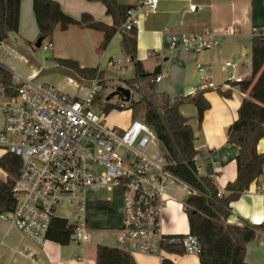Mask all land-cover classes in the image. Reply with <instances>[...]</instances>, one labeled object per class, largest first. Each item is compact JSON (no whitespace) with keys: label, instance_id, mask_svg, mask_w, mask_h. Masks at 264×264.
<instances>
[{"label":"built area","instance_id":"1","mask_svg":"<svg viewBox=\"0 0 264 264\" xmlns=\"http://www.w3.org/2000/svg\"><path fill=\"white\" fill-rule=\"evenodd\" d=\"M157 5L158 0L140 1L128 9L123 27L137 28L145 14L144 7L151 12ZM198 9L195 3L188 2V11ZM236 29L229 25L219 34L210 28L194 34L173 33L169 36V45L171 49L186 46L197 51L214 50L222 36L234 34ZM51 46L45 41L40 47L50 50ZM222 63L224 68L231 69L226 74L225 86L243 80L233 71L235 62L224 60ZM130 64L129 55L108 61L115 72ZM195 68L199 85L186 94L215 88L211 66L196 62ZM160 77L157 74L155 81ZM11 80L17 85L14 96L6 94L0 84V148L5 154L18 156L21 165L11 186L15 206L0 214L24 237L41 247L57 206L66 203L76 206L79 212L72 226L71 240L80 244L89 242L92 228L84 212L88 192L93 187L117 188L122 194V209L113 242L115 247L129 254L163 257L167 252L165 242L175 240L182 244L184 253L200 252L195 235L190 232L169 235L162 229L163 208L172 198L168 185L180 180L170 171L174 160L168 158L166 151L164 154L157 151L160 142L155 131L138 117L121 128L105 123V104L130 109L129 100L122 94L112 103L106 96L100 95L97 99L95 93L102 87L96 79L82 97L69 95L55 85L22 73H12ZM130 93L133 96L131 89ZM6 180L4 177L3 181ZM250 185L243 192L258 193L264 200V164ZM181 205L183 208V202ZM18 253L26 254L22 250Z\"/></svg>","mask_w":264,"mask_h":264},{"label":"crops","instance_id":"2","mask_svg":"<svg viewBox=\"0 0 264 264\" xmlns=\"http://www.w3.org/2000/svg\"><path fill=\"white\" fill-rule=\"evenodd\" d=\"M56 1L67 15L74 18L78 19L80 14L87 12L98 21L112 24L111 15L106 13L105 5L100 1ZM119 1L134 8L143 0ZM189 1L195 3L199 9L194 12L188 11ZM32 7L33 0L20 1L18 30L11 32L6 41L0 42V63L11 73H19V70H24V64H27L29 66L22 72L23 75L33 76L36 80L43 81L39 77V70H36L31 64L33 54H36L38 48H41L35 47L38 32ZM145 16L147 17L140 18L136 28L138 30L137 58L143 63L147 72L152 73L157 66L160 67L157 74L161 75V79L154 86L156 92L165 93L171 100L176 95H186L189 89H196L199 85L195 63L203 62L211 66L210 72L215 88H207L203 93L209 102V107L203 112L201 121L197 119V110L194 104H182L179 106V111L192 128L194 160L198 174L212 177L219 192H222L226 183L234 180L237 176L235 156L240 151V146L237 143L227 141V129L236 119L237 108L241 101L249 95L248 90L241 91L235 83L229 87L225 86L226 74L231 69L224 68L222 62L224 60L235 62L234 73L242 76L243 80L251 78L250 40L254 37L264 38V0H158L157 8L154 11L146 12ZM151 16L156 17V20L148 22L147 19ZM229 25L236 26V31L234 34L222 36L220 45L214 50L197 51L186 46L170 48L169 36L173 33L194 34L210 28L219 34L223 32L224 27ZM52 32L51 49L45 51L55 63L57 58L75 60L82 68H97L104 80L109 77L106 74V69H101L102 63L105 62L107 68L111 69L108 66V61L113 58V54L120 52L123 54L119 45L120 31L114 34L102 51L98 49L103 32L94 28L78 27L71 24L67 29L62 30L57 24ZM150 50L161 52L162 61L165 63L171 61L172 69L162 73L163 64H159L158 57L154 59L153 69L146 67L144 61ZM263 68L264 65L259 73ZM133 74L119 76L117 79L131 78ZM65 75L68 79L74 78L68 71H65ZM164 78H166L165 82H163ZM78 80L87 82L85 79ZM43 82L48 83L47 81ZM219 87L223 90L229 89L230 96L226 97L218 93L217 88ZM196 91L198 90H195L194 93ZM257 150L264 153V136L258 140ZM4 177L7 179V173L0 168V180L3 181ZM174 183L176 184V182H172L168 188V193L172 198L164 205L161 222L163 231L169 235L189 232L187 216L181 205L189 193L181 182L188 194L185 198H176V195L172 193ZM174 187L179 188L177 184ZM99 201H107L111 206V202L108 200ZM98 203L85 205L84 212L88 224L92 228L91 240L85 244L73 240H70L68 244H60L46 239L41 247L37 246L24 237L9 219L0 214V264H96L97 245L114 246L115 232L120 224V217L113 213L115 211L112 206V211L108 213L99 211ZM230 208L228 223L237 225L243 221H248L251 224L264 223V200L258 193L243 192L238 200L230 203ZM56 216L68 220V216L60 213H56ZM18 250H22L26 254H20ZM131 256L136 264H161L162 258L171 260L173 264H200L197 254L194 253L173 254L166 252L163 257L134 253ZM244 257L250 264H264V230H260L257 237L247 243Z\"/></svg>","mask_w":264,"mask_h":264},{"label":"trees","instance_id":"3","mask_svg":"<svg viewBox=\"0 0 264 264\" xmlns=\"http://www.w3.org/2000/svg\"><path fill=\"white\" fill-rule=\"evenodd\" d=\"M21 0H0V42L9 38L11 32H17L19 25V8ZM105 5L106 13L111 15L112 24L96 20L85 12L80 18L67 15L56 0H33V15L37 24L38 38L52 41L53 28L58 24L62 30L69 25L91 27L103 32L99 51L106 48L110 39L120 31V47L125 55L132 59L134 74L131 78H123L122 82L132 90L136 100L130 104L132 114L138 107L143 109V120L152 128L168 158L174 160L170 171L189 189L188 196L183 200V209L187 216L189 232L197 237L200 252L197 254L200 264H250L245 260L247 243L254 240L258 230H264V223L241 224L227 222L231 213L230 203L238 200L254 178L260 173L264 164V153L257 150L258 140L264 136V38L254 37L251 43V78L236 82L241 91L248 90V97L238 106L237 117L227 129V141L237 143L240 151L235 156L236 178L224 186L219 192L214 179L207 175H199L194 160L192 128L187 119L179 111V106L186 103L194 104L197 119L201 121L203 112L209 107L204 96L206 89L194 94L176 95L173 100L163 92H156L155 76L157 73L145 71L143 63L137 58V29H125L123 23L127 11L133 8L119 0H97ZM39 46V47H40ZM56 63L70 72L76 79H96L103 87L101 73L95 67L82 68L72 59L57 58ZM11 71L0 63V84L6 94L14 96L17 85L12 80ZM100 92L95 93L99 99ZM217 92L230 96L229 89L217 88ZM105 104L104 111L112 109ZM20 159L7 152L0 156V168L7 173L6 182L0 180V213L11 210L15 206V198L11 193L13 179L16 177ZM195 190V193L192 191ZM220 194V195H219ZM98 208L112 211L106 201H99ZM72 226L68 220L55 216L49 225L47 239L60 244H68L72 236ZM168 253H184L183 246L175 240L164 245ZM96 264H136L131 254L123 252L115 246L98 244L95 256ZM161 264H173L169 259L162 258Z\"/></svg>","mask_w":264,"mask_h":264},{"label":"rangeland","instance_id":"4","mask_svg":"<svg viewBox=\"0 0 264 264\" xmlns=\"http://www.w3.org/2000/svg\"><path fill=\"white\" fill-rule=\"evenodd\" d=\"M145 10V14L143 15V17H147L146 12H149L147 10V7H144ZM156 17L151 16L149 19H147L148 22H151L152 20H156ZM157 50H150V52H147L146 54V59H145V65L148 68H152V64L154 63V59H156L155 57H158V62L159 64L162 63L163 64V68L161 70V72L163 73L164 71H169L170 69H172V65H171V61L168 62H163L162 61V57L161 52L157 53ZM152 53V55H150ZM125 54H122L121 52L119 54H113V58L117 59V58H122L125 57ZM32 65H34L33 67L37 70H39L40 75L39 77L43 80V81H47L49 84L55 85L57 88L61 89L62 91H67V93L69 95H77L79 97L85 96L88 92V88L92 87L94 84L95 80H87V82H82L78 79L75 78H70L68 79V77H66L65 75V71L63 68H61L59 65H57L53 59L48 56V54L46 53L45 50L38 48V51L36 54H33V61L31 63ZM29 65L24 64V70L21 69L19 70V73H22L25 71V69H27ZM20 69V68H19ZM101 69H106V74L109 78H107L106 80H104V78H102V74L100 76V78L102 80H104L103 82V87L100 90V95L101 96H106L109 95V93H111L114 88L118 85H123L125 87H127L122 80H118L117 77L119 76H131L134 72V67L133 64L128 65L126 68H124L123 70H121L120 72L115 73L114 71H112L111 69L107 68V65L105 62L102 63L101 65ZM153 69V68H152ZM152 71V70H151ZM23 74V73H22ZM165 77V76H164ZM196 78L197 80L200 81V77H199V73L196 74ZM98 81V80H97ZM166 81V78H164L163 82ZM162 82V83H163ZM134 99L136 100V96L134 95ZM117 100H119L118 96H113L110 101L112 102H116ZM136 113L131 112L130 109H126V108H121V109H117V108H112L110 110H108L107 112H105L104 115V120L105 123L107 125L110 126H115L118 128L124 127L126 126L130 120L132 118H143V109L142 107H138L137 110L135 111ZM159 146L157 147V151L159 153L164 154L165 153V148L163 146V144L158 143ZM4 154V149L0 148V156ZM177 184V186L179 187L178 189H176L174 186L176 185L174 183L173 187V194L176 195V198H185L187 196V190L186 188L182 185V183L178 180H174ZM172 183H169V186ZM176 189V190H175ZM88 199L86 204H90V203H98L99 200H108L109 202H111V206L114 209L116 215H119L120 217V222H121V209H122V194L120 193V191L117 188H110V189H104V188H97V187H93L90 189V191L88 192ZM97 209L99 211H105V210H101L97 207ZM108 213H110V211H106ZM56 213H60L62 215L68 216V220L69 223L74 224V221L76 220V216L79 212H77V208L76 206L73 205H68L66 203H61L59 204V206L57 207V211ZM75 216V217H74Z\"/></svg>","mask_w":264,"mask_h":264},{"label":"water","instance_id":"5","mask_svg":"<svg viewBox=\"0 0 264 264\" xmlns=\"http://www.w3.org/2000/svg\"><path fill=\"white\" fill-rule=\"evenodd\" d=\"M40 41H41V39L37 38V41L35 42V47H39L40 46ZM159 70H160V67L157 66L153 70V72L157 73ZM120 94H122L125 97V99L129 100L131 103L134 102V98H133V96L130 93V89L128 87L123 86V85L116 86L114 88V90L111 93H109V95H107V99H110L113 96H118Z\"/></svg>","mask_w":264,"mask_h":264}]
</instances>
